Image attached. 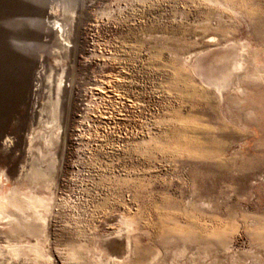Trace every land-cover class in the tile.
<instances>
[{"label": "rangeland", "instance_id": "rangeland-1", "mask_svg": "<svg viewBox=\"0 0 264 264\" xmlns=\"http://www.w3.org/2000/svg\"><path fill=\"white\" fill-rule=\"evenodd\" d=\"M14 193L0 264H264V0H0Z\"/></svg>", "mask_w": 264, "mask_h": 264}, {"label": "bare ground", "instance_id": "bare-ground-1", "mask_svg": "<svg viewBox=\"0 0 264 264\" xmlns=\"http://www.w3.org/2000/svg\"><path fill=\"white\" fill-rule=\"evenodd\" d=\"M53 28L54 30L56 31L57 35V39L58 41H62V44H67L68 41H67V34H66V30H65V27L62 23H60L59 21H56L54 22L53 24ZM63 73V72H62ZM62 73L59 74V77H58V84H57V87H56V92H57V96H59V91L61 90V86L64 84L66 85V83H63L65 82L64 81V78H63V75ZM65 73V72H64ZM46 77V76H45ZM49 77V76H48ZM50 78V77H49ZM51 84V83H50ZM219 84V83H218ZM222 84V83H221ZM216 85V84H215ZM224 85V84H223ZM220 86V85H219ZM61 87V88H60ZM51 88V87H50ZM59 100V98H58ZM55 105V104H54ZM57 105V104H56ZM53 111V110H52ZM59 114V113H58ZM54 116V115H53ZM43 124V123H42ZM48 124V122H47ZM49 126V125H48ZM44 128V127H43ZM47 128V127H46ZM42 129V128H41ZM42 135V134H41ZM36 136V135H35ZM47 137V136H46ZM50 137V136H49ZM33 138H31L32 140ZM51 142V140H50ZM38 145V144H37ZM41 145V144H40ZM49 148V147H48ZM47 150H45L46 152ZM49 151V149H48ZM46 154V153H45ZM49 154V153H48ZM47 155V154H46ZM50 156V155H49ZM47 157V156H46ZM45 157V158H46ZM32 175H43V171H40V170H32L30 172ZM1 197V196H0ZM6 200V199H5ZM4 201V200H3ZM23 201L20 200L18 194L16 195L15 193L11 196H9V199L7 202H4L6 204H4L3 202L0 201V218L1 217H5V216H8L11 218V222L10 224H13L15 223L16 221H18V215L19 214H16V212L14 213L13 211H10V209H8L7 205H12L14 207L18 206L20 203H22ZM27 203L26 204H29V206H31V204H36V203H42L44 202V198H42V196H37V195H30L28 197V200L26 201ZM45 204V203H44ZM19 207V206H18ZM20 208V207H19ZM18 208V209H19ZM20 210V209H19ZM17 213H18V210H16ZM13 212V213H12ZM38 218V217H36ZM41 219V218H40ZM16 227V226H15ZM14 225L10 227V231L13 233L14 229H15Z\"/></svg>", "mask_w": 264, "mask_h": 264}]
</instances>
